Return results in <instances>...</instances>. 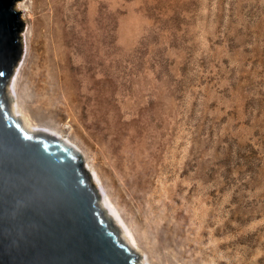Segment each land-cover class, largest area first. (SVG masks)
Wrapping results in <instances>:
<instances>
[{
  "label": "rangeland",
  "instance_id": "374dc122",
  "mask_svg": "<svg viewBox=\"0 0 264 264\" xmlns=\"http://www.w3.org/2000/svg\"><path fill=\"white\" fill-rule=\"evenodd\" d=\"M27 5L10 109L83 151L138 261L264 264V0ZM115 114V131L139 133L124 168L157 156L155 228L118 183L96 127Z\"/></svg>",
  "mask_w": 264,
  "mask_h": 264
},
{
  "label": "water",
  "instance_id": "95a60500",
  "mask_svg": "<svg viewBox=\"0 0 264 264\" xmlns=\"http://www.w3.org/2000/svg\"><path fill=\"white\" fill-rule=\"evenodd\" d=\"M19 0H0V264H138L100 207L81 154L11 117L22 57Z\"/></svg>",
  "mask_w": 264,
  "mask_h": 264
},
{
  "label": "bare ground",
  "instance_id": "6f19581e",
  "mask_svg": "<svg viewBox=\"0 0 264 264\" xmlns=\"http://www.w3.org/2000/svg\"><path fill=\"white\" fill-rule=\"evenodd\" d=\"M19 1L16 4V10L24 16L22 17L24 19L26 16V14H24L25 12H28V15H30L31 13L30 10H28V0ZM106 102L110 103V101ZM10 110L11 117L17 119L18 115H16L17 113H15V108H11ZM99 120L100 122L96 120V127L98 128V130L104 133L101 134L100 132V134L103 135V138H105V140L107 141L106 153L111 159L112 163L117 168L116 177L118 183L121 185V187H124V189H126L125 191L128 192L129 196L134 201L140 204L141 212L143 211L141 214L144 215V218L147 219L149 227L155 228L156 222L153 220V218H155L154 215L156 214L157 206L154 202L156 201L157 197L155 198V196H150L149 198L147 196V192L152 189L153 178L155 177L158 170L156 164L157 156L155 154H152L151 160L142 162L137 169L131 170L130 168L127 169V167L124 168L121 162L122 158H125V155L131 161L137 160V156L132 148L136 143L139 133H131L126 128H123L119 131H115V127L113 126H115L118 121H121L120 115L118 114H115L113 116L112 125L110 127L104 124L102 122V119ZM20 122L22 124V127H24V129L28 130L29 132L38 131L37 129H33V125L27 119L23 118L20 120ZM104 129H106L107 131H104ZM60 138L64 139L63 137ZM66 141L69 142L73 147H75L77 151L81 154L82 159L86 163L87 171L91 175V179L95 187L98 188L97 186L102 184V182L96 170L91 166L83 151L76 144H74L68 139ZM134 167L137 166H133V168ZM99 203L101 209L106 213V216L110 218L113 228L118 232V234H120L119 236L121 237V240L126 245H128V247L133 251V253H142L140 246L136 240V237L134 236L133 232L129 229L125 218L123 217L120 210L116 208L110 197L107 200L103 201L100 198ZM138 264H141L140 261H138Z\"/></svg>",
  "mask_w": 264,
  "mask_h": 264
}]
</instances>
